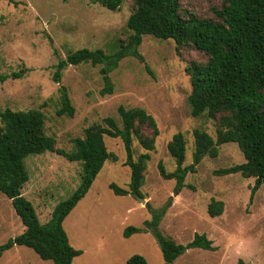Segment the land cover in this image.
<instances>
[{
	"label": "rangeland",
	"instance_id": "374dc122",
	"mask_svg": "<svg viewBox=\"0 0 264 264\" xmlns=\"http://www.w3.org/2000/svg\"><path fill=\"white\" fill-rule=\"evenodd\" d=\"M221 2L183 0V7L207 17ZM131 13L132 0H125L117 12L99 0H0V75L25 70L23 78L0 82V111L40 110L45 115L47 134L57 140V149L67 153L73 150L75 139L84 138L88 127L108 117L120 122V106L145 109L160 129L155 151L148 152L138 141L134 143L135 160L141 154L151 155L141 189L145 205L136 196H118L110 188L116 184L129 190L131 170L125 166L123 142L105 137L108 150L118 161L106 162L89 193L64 222L70 244L83 252L73 264H125L134 255L144 256L149 264H163L153 232L126 238L124 231L130 226L143 228L152 220L148 203L153 210H161L169 199L173 206L157 230L182 245L192 242L197 234H205L216 248L190 249L174 264H264V185L258 186L256 179L241 174H216L245 162L236 143L222 146L217 158L206 157L197 173L188 174L182 189L176 180H165L160 174V163L168 172L177 168L168 151L176 134L183 133L187 139L184 166L193 163L194 130L217 136L216 121L207 116L192 117L188 104L192 86L187 64L203 61L205 56L184 49L180 57L174 41L145 36L140 47L145 62L124 59L110 75L113 94H102L105 82L101 66L69 65L61 82H54L56 66L71 52L88 48L115 53L119 40L131 34L127 28ZM60 87L69 91L75 108L73 118L56 114ZM25 167L30 181L23 195L46 224L56 207L79 188L82 164L49 151L27 157ZM213 199L225 205L223 214L216 218L208 214ZM24 231L12 201L0 192V245ZM0 264L54 263L30 248L15 246L3 254Z\"/></svg>",
	"mask_w": 264,
	"mask_h": 264
},
{
	"label": "trees",
	"instance_id": "16d2710c",
	"mask_svg": "<svg viewBox=\"0 0 264 264\" xmlns=\"http://www.w3.org/2000/svg\"><path fill=\"white\" fill-rule=\"evenodd\" d=\"M125 0H99L113 12L121 9ZM130 35L119 40L118 50L108 54L102 49L83 48L68 54L65 61L56 66L54 82L60 83L63 71L69 65L91 64L101 66L105 82L103 95H111L114 85L111 73L129 57L145 62L140 47L145 36L159 40H172L182 57L184 49H191L203 56V61H190L186 73L190 77L192 91L188 97L191 115L194 118L207 116L216 121L217 136L213 138L202 129L194 130L195 149L193 163L184 166L187 139L183 133L176 134L168 144V151L176 161L177 168L168 172L159 164L165 180H176L179 189L185 187L190 173H197L198 166L206 158H217L225 144L236 143L243 152L245 162L216 171L219 176L241 174L244 178L256 179L264 185V0H222L212 15L202 16L183 7V0H132V13L127 21ZM25 70L11 75H0V82L24 77ZM59 117L73 118L75 108L66 87L59 88ZM120 122L113 117L105 118L85 130L84 138L74 140L71 153L57 149V140L46 132V119L40 110L0 111V192L12 201L16 214L25 226V231L15 239L0 245V259L15 246L34 250L43 260L54 264H73L82 256L81 250L71 244L64 228L66 218L86 197L103 170L107 161H118L106 145L105 137L120 139L126 151L125 166L131 170L129 190L116 184L110 188L118 196L144 198L149 153L135 160L134 143L148 152L156 150L160 129L156 119L143 108H118ZM54 152L71 162H80L83 173L76 192L59 204L51 220L42 224L34 205L23 195L30 181L25 160L31 155ZM173 206L169 199L161 210L147 208L153 214L143 228L130 226L124 236L153 232L163 256V264H174L190 249L215 251L213 242L205 234H197L187 245L177 243L157 229L166 212ZM224 202L213 199L208 207L212 218L224 212ZM125 264H149L144 256L134 255ZM240 264H244L240 261Z\"/></svg>",
	"mask_w": 264,
	"mask_h": 264
},
{
	"label": "water",
	"instance_id": "95a60500",
	"mask_svg": "<svg viewBox=\"0 0 264 264\" xmlns=\"http://www.w3.org/2000/svg\"><path fill=\"white\" fill-rule=\"evenodd\" d=\"M144 205L147 203V201L143 198H140L139 196H136Z\"/></svg>",
	"mask_w": 264,
	"mask_h": 264
}]
</instances>
